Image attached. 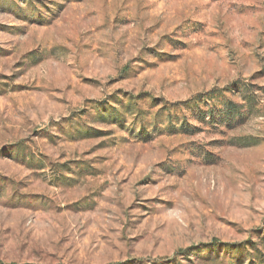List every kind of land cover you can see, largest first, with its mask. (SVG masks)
<instances>
[{
  "label": "rangeland",
  "instance_id": "rangeland-1",
  "mask_svg": "<svg viewBox=\"0 0 264 264\" xmlns=\"http://www.w3.org/2000/svg\"><path fill=\"white\" fill-rule=\"evenodd\" d=\"M0 264H264V0H0Z\"/></svg>",
  "mask_w": 264,
  "mask_h": 264
}]
</instances>
